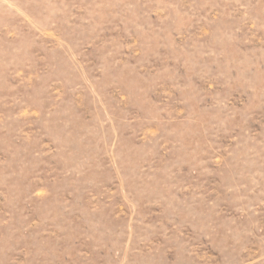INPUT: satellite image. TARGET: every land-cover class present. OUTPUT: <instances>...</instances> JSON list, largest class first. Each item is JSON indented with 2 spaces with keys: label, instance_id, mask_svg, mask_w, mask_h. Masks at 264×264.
Segmentation results:
<instances>
[{
  "label": "rangeland",
  "instance_id": "rangeland-1",
  "mask_svg": "<svg viewBox=\"0 0 264 264\" xmlns=\"http://www.w3.org/2000/svg\"><path fill=\"white\" fill-rule=\"evenodd\" d=\"M0 264H264V0H0Z\"/></svg>",
  "mask_w": 264,
  "mask_h": 264
}]
</instances>
